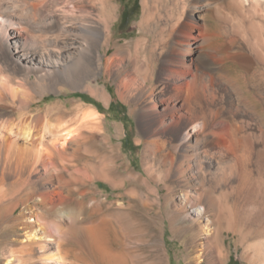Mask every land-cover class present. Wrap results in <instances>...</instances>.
<instances>
[{
  "label": "bare ground",
  "instance_id": "6f19581e",
  "mask_svg": "<svg viewBox=\"0 0 264 264\" xmlns=\"http://www.w3.org/2000/svg\"><path fill=\"white\" fill-rule=\"evenodd\" d=\"M33 1L40 5L36 13L23 8L26 5L29 8L30 0H0V53L9 54L10 49L16 52L13 60L3 59L0 54V204L12 190H16V198L25 197L22 225L28 240L42 248V264H67L62 253L52 256L48 245L53 244L60 251L67 241L64 235L70 232L80 235L79 244L84 253L73 258L81 264H167L162 229L158 226L167 219L189 252L198 254L200 264H224V234L230 231L245 235L241 229L244 216L264 189L263 171L255 179L251 169L254 156L261 168L263 154L257 151L249 131L248 135L242 133L245 126L238 117L220 116L222 109H214L199 86H178L177 97L185 101V112L190 115L188 129L176 145L178 158L151 160L154 144L150 143L145 173L137 175L120 171L118 154L112 146L105 154L99 150H83L87 135L101 129L102 114L98 110L81 104L71 109L58 104L45 114H33L32 107L39 97L66 87L86 90L108 102V93L93 85L99 72L117 80L121 97L133 98L138 106L152 95L166 97L171 89L168 77L172 69L170 60L165 58L166 34L160 25L161 19L178 25L186 18L188 23L183 22V26L193 33L199 20L206 22L211 17L228 24V30L224 29L226 38L217 41L218 48L211 47L210 40L204 38L202 46L183 47L180 43L176 50L184 51L185 59L195 60L197 81L202 76L200 73L223 78L224 65L228 62L239 66V77L232 79L239 84L235 92L243 105L238 109L254 108L264 113V0H143L140 22L143 38L136 41L133 49L112 44L111 30L117 12L114 0H56L57 7L64 4L61 11L45 0ZM208 27L204 30L207 35ZM112 47L115 53L108 56ZM252 74L255 77L249 76ZM70 114H77L79 126L68 125L66 119ZM15 115L21 119L18 121ZM221 117L227 122L229 135L214 134L211 129ZM54 118L59 121L57 124ZM175 136L180 138L181 130ZM227 142L232 144L227 154L216 157L224 165L218 173L211 161L213 157L205 155L209 152L206 148ZM233 152L237 155L235 161L228 157ZM93 156H99V164L88 159ZM45 160L52 165L58 160H81L97 179L108 180L115 186H131V193L146 207V215L139 217L133 230L116 229L113 225L116 222L109 218L111 215L95 218L83 190L88 185V177L73 176L80 188L74 187L73 180L47 163V173L34 175ZM155 172L161 178L159 187L153 186ZM10 177L14 181L5 190ZM58 195L62 196V202H57ZM40 205L49 215H56L57 220L70 223V231L61 229L59 238L45 231L46 228L43 230L35 222L39 218L35 210ZM164 208L169 209L164 211ZM31 249L18 251L32 254ZM247 258L253 260L251 254Z\"/></svg>",
  "mask_w": 264,
  "mask_h": 264
},
{
  "label": "rangeland",
  "instance_id": "374dc122",
  "mask_svg": "<svg viewBox=\"0 0 264 264\" xmlns=\"http://www.w3.org/2000/svg\"><path fill=\"white\" fill-rule=\"evenodd\" d=\"M30 1V6L28 5L29 8L27 5L25 7L23 6V8L30 9V11L32 10V13L38 12L37 10L40 8V5L36 4L33 0ZM44 2L46 4L50 3L51 6L60 9V11L64 7V4L57 7L55 5L56 0H45ZM137 2H139V11H136ZM114 4L117 8V12L116 21L112 25L111 30L112 44L113 46L133 49L136 41L143 38V31L140 27V22L143 16V0H114ZM30 7H33L34 9H31ZM163 19L164 20L161 19L160 25L164 28L166 34L167 52L165 54V58L170 60L172 69L168 77L171 89L167 91L166 97L161 98V96L152 95L146 98V103L138 106L133 98L123 99L121 97L117 80L107 77L102 72H99L95 78L96 82L93 85L99 86L103 91L108 93L110 96L108 102L94 97L86 90L66 87L63 90H52L46 95L39 97V101L32 107L34 112L33 114L39 112L45 114L50 107L58 104L70 109L73 108L74 105L81 104L87 108H94L98 110L102 114L101 129L97 133L93 132L87 135V138L84 140L83 150L85 152L87 150L92 152L99 150V152L105 154L109 151V146H112L117 151L119 158L118 162L121 167L120 171L122 173L130 171L137 175H143L145 173V157L148 156L147 147L150 143L154 144V148L150 153L151 160H157L165 157L172 159L178 158L176 145L181 143V138H183V134L188 129L187 118L190 117V115L185 112L187 109L185 101L177 97V87L186 86L188 88H194L195 86H199L198 88L204 92L203 94L206 99L208 98L207 100L211 106L214 109H218V107L220 110L222 109L223 112L220 116L224 117L234 115L236 118L238 117L237 119L240 120L241 123H243L241 124L242 126L247 127H243L242 133L246 134V132L248 133L249 131V136L255 140L257 151H261L263 154V157L261 156L260 159L261 168L257 165L258 161L256 160V156H254L251 164V169L254 171V178L257 179L259 177V172L261 173L263 171L262 173H264V113L258 112L254 108H250L245 111L242 110L243 108L240 110L238 109V107L243 104L240 97H238L239 95L235 92L236 87L239 88V84H237V81L232 79H235L233 76L236 78L239 77L240 67L231 62L224 65L226 67H224L225 72L223 78H226L227 80L229 79L227 82H224L226 80L220 76L212 78V76L208 73H200L202 76L200 80L197 81L196 77L198 72L196 71L197 67L195 66V60L192 57L185 59V52H181V49L176 50L175 48L180 43L183 47L188 46V44L192 47H196L198 44H200L198 46H202L205 43V39L210 40L209 44L211 47L218 48L219 46L217 41L220 42L226 38V32L224 29L228 30V24L222 22L218 18L216 19L210 17L206 20V22L204 20H199L196 23V31L190 33L183 26V22L188 23L186 18H183L182 22L178 23V25L171 20L169 21L165 18ZM225 26L227 27L225 28ZM206 27L210 29V36L205 32L207 29ZM102 52L103 54L105 53V51ZM108 52V56H112L115 53V47H112V49ZM15 53V51L13 53V50L10 49L9 54L8 52L4 54L3 51L0 54L3 59L6 57V59L9 58L13 60L15 59V56H13ZM181 62H183V64ZM249 76L255 77L253 74ZM218 78H222L223 80H219ZM230 82H232V84ZM111 106L112 110H110ZM99 108H101V111ZM14 117L17 118L18 121L21 119L19 115H15ZM77 118V114H70L66 121L68 122V125L79 126L81 122L77 120ZM217 120L212 125L213 127L211 126L212 131L214 130L213 133L218 135H229V130L226 127L228 126L226 120L222 117ZM53 122L54 124H57L59 121L54 118ZM180 130L182 132V136L177 138L175 133L180 132ZM225 131H227V133ZM256 139H259V141ZM227 143H224L223 145H212L206 148V151L209 150V152L207 151L205 155L209 158L213 157L211 161H214L216 166L215 171L218 173L223 170L222 168L224 165L218 163V160L216 161V157L219 158L220 155L224 156L223 154L227 152L228 148H231L232 144L228 143L229 145H227ZM221 151L223 152L221 153ZM96 155H98V153ZM98 157L99 156H93V159L90 157L88 159H91L92 163L99 164ZM228 157H231V160H237L236 152H233ZM45 163L49 164L50 168H57L58 172L64 174L68 180H73L74 187H78V184L75 183L73 176L80 177L83 174L88 177V185L83 188L84 192H86L85 200L88 208L94 213L95 218H100V215L102 214L107 216L111 215L109 218L111 221L116 222H112L116 229L120 230L125 227L133 230V226L137 223L139 217L146 215V207H144L143 203H139V201L136 200L135 196L131 193V186H115L108 180L97 179L91 171H88L85 168L86 163L84 161L58 160V162H55V165H52L45 160V162L40 163L38 170L34 173V175H43L47 173L48 168ZM158 175L159 172L154 173V187H159L161 178H159ZM10 178L11 180L6 182L4 187L5 190H8L9 187H11V182L14 181L13 177ZM34 178L38 179L37 176ZM236 185L237 181L234 179L233 186L235 187ZM78 188H80V186ZM15 191L16 190H12L9 194H6L2 200L4 203L1 202L2 205L0 204V264H23L21 263L22 260L25 262L24 264H42L44 254L42 248L28 240L27 232L22 225V216L25 207L23 202L25 197L16 198ZM162 192L165 193V191ZM58 196L59 197L56 199L58 200L57 202H62L63 199H60L62 196ZM263 197L264 189L257 195V197L254 198V201L250 205V211H248L244 216V225L241 229L245 235H235L230 231H227V233L224 234L223 239L225 241L224 246L226 253L224 264H229L232 259V264H264ZM253 205L255 206L253 207ZM167 209L169 208H164V211H167ZM35 212L39 217L35 219V222L41 224L43 230L46 228L45 231L48 230L50 233L57 235L59 238L61 237L59 234L61 229L64 232L70 231V223H64L59 218V220H57L56 215H49L42 205L37 206ZM158 226H161L160 228L162 229L160 235L163 240L162 245L165 249L167 264H200V260H197L198 254L189 252L190 250L187 249V245H185L186 243L184 240L173 233L168 219L160 221ZM66 234L67 235L64 236L67 241H65L66 243L60 250L61 252L59 249H56V246L53 244L48 245V251L50 250L49 253L54 257H57L62 253L66 257L67 264H81L73 258L78 254L84 253L79 244L80 235H75L72 232ZM59 238H57L58 241ZM24 248H32V254L19 253L18 250H22ZM247 254H251L253 260H249L247 258Z\"/></svg>",
  "mask_w": 264,
  "mask_h": 264
},
{
  "label": "trees",
  "instance_id": "16d2710c",
  "mask_svg": "<svg viewBox=\"0 0 264 264\" xmlns=\"http://www.w3.org/2000/svg\"><path fill=\"white\" fill-rule=\"evenodd\" d=\"M140 10V7H139V2L136 3V11H139ZM127 13V12H126ZM125 13V14H126ZM125 17V16H124ZM99 110L101 111V108H99ZM110 110H112V106L110 107ZM233 263V259L231 260V262L229 264H232Z\"/></svg>",
  "mask_w": 264,
  "mask_h": 264
}]
</instances>
